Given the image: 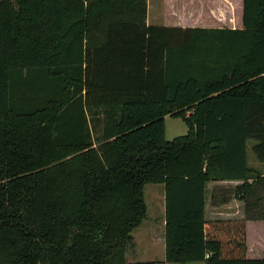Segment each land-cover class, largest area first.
I'll return each mask as SVG.
<instances>
[{
    "label": "trees",
    "instance_id": "1",
    "mask_svg": "<svg viewBox=\"0 0 264 264\" xmlns=\"http://www.w3.org/2000/svg\"><path fill=\"white\" fill-rule=\"evenodd\" d=\"M243 28L157 27L147 0H0V264H131L145 187L166 262L246 258L245 221L207 222L209 182L264 220V0ZM188 133L166 140L165 118ZM242 195V198L239 195ZM132 258V257H131Z\"/></svg>",
    "mask_w": 264,
    "mask_h": 264
},
{
    "label": "crops",
    "instance_id": "2",
    "mask_svg": "<svg viewBox=\"0 0 264 264\" xmlns=\"http://www.w3.org/2000/svg\"><path fill=\"white\" fill-rule=\"evenodd\" d=\"M223 6L208 5L205 0H147V24L157 27H181V28H215L240 30L243 28V0H238L233 6L232 0H216ZM209 6V7H208ZM226 8L227 17L219 18L215 24H204V12H212L218 16L217 9ZM180 12L190 15L185 23H171L173 13L178 17ZM199 14L198 21L193 20ZM209 14V13H208ZM170 19V22H169ZM203 22H202V21ZM253 141L248 142L247 158L248 166L258 171L264 177V162L258 160L252 162ZM257 159V158H256ZM241 181L209 182L205 191V220L207 222L245 221L246 231V258L249 260L264 259V220H247L245 212V201L235 197L234 191L238 186H242ZM242 198V195H239ZM162 211L161 222H150L147 229H143V224L133 232L136 244L134 250L135 261L142 259L144 264H173L166 262L165 245V195L160 196ZM148 208V207H147ZM143 229V230H142ZM138 231L139 236L137 237ZM159 254L160 257L157 256ZM176 264V263H175ZM204 264V263H194Z\"/></svg>",
    "mask_w": 264,
    "mask_h": 264
},
{
    "label": "rangeland",
    "instance_id": "3",
    "mask_svg": "<svg viewBox=\"0 0 264 264\" xmlns=\"http://www.w3.org/2000/svg\"><path fill=\"white\" fill-rule=\"evenodd\" d=\"M237 1L238 0H232L233 6L235 5V3H237ZM208 2H210L211 5L213 6H217V7L223 6V4L217 3L216 0H205V3L207 5H208ZM216 11L219 13L218 16H214L211 11L204 12V16L202 19L204 21V24L213 25L215 24L214 21H218L219 18L223 20L227 17L226 8H223L222 10H220L219 8ZM189 17L191 16L186 13L182 14V12L180 15V12H179L178 17L176 18V15L173 13V16L171 18V23L179 22L182 24V23H185L184 21L187 20ZM198 18H199V14L196 15L193 20H196V23H199L198 21L200 20H198ZM169 22H170V19H169ZM165 127H166V140L167 141H172L173 139L180 137V136H184L188 133V127L186 126V124L181 119L173 118L172 115H169L165 118ZM251 154H252V162L253 160L256 161L257 159L254 153H251ZM163 192H164V187L162 185H153V184L151 185L150 184L145 187L144 198H145V202L148 208H147V217L143 221L144 222L143 229H147V226L150 222H161L162 211L159 209L161 207V204H159L158 202H160V196L163 194ZM140 232L141 231H138L137 237L139 236ZM157 256L160 257L159 254H157ZM131 257L129 259L131 264H144V262H141L143 261L142 259L135 261L136 258L133 256Z\"/></svg>",
    "mask_w": 264,
    "mask_h": 264
}]
</instances>
